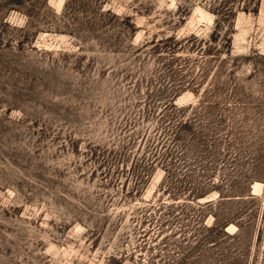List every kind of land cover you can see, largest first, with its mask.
<instances>
[{"label": "rangeland", "instance_id": "obj_1", "mask_svg": "<svg viewBox=\"0 0 264 264\" xmlns=\"http://www.w3.org/2000/svg\"><path fill=\"white\" fill-rule=\"evenodd\" d=\"M0 264H264L259 0H0Z\"/></svg>", "mask_w": 264, "mask_h": 264}, {"label": "trees", "instance_id": "obj_2", "mask_svg": "<svg viewBox=\"0 0 264 264\" xmlns=\"http://www.w3.org/2000/svg\"><path fill=\"white\" fill-rule=\"evenodd\" d=\"M171 107H175L174 104H171ZM167 145V146H166ZM165 148L162 150V153L160 155L165 156V159H168V155L170 154V148L168 147V143L165 144Z\"/></svg>", "mask_w": 264, "mask_h": 264}, {"label": "crops", "instance_id": "obj_3", "mask_svg": "<svg viewBox=\"0 0 264 264\" xmlns=\"http://www.w3.org/2000/svg\"><path fill=\"white\" fill-rule=\"evenodd\" d=\"M259 8L264 9V0H259Z\"/></svg>", "mask_w": 264, "mask_h": 264}]
</instances>
